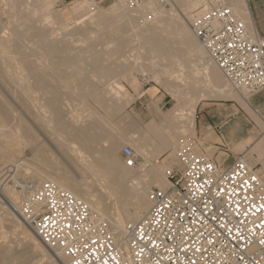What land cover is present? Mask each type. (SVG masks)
Listing matches in <instances>:
<instances>
[{"label":"bare ground","instance_id":"6f19581e","mask_svg":"<svg viewBox=\"0 0 264 264\" xmlns=\"http://www.w3.org/2000/svg\"><path fill=\"white\" fill-rule=\"evenodd\" d=\"M222 1L227 6L229 5L230 7H228L235 14L237 6L235 0H229L228 4L225 0ZM205 3L206 0H170L168 9L156 5L151 7L155 17L149 19L143 10L130 11L124 8L123 0H118L106 10L93 8L92 4L85 0L83 9L75 18L76 24L70 29L67 26H60L59 29L64 30L65 35L62 40H56V38L53 39L52 32L42 36L34 35L44 29L43 22L48 21L50 15L42 16L39 11L32 13L28 9V0H0V81L16 83L18 90L14 92L26 101H30V104L33 103L31 106L36 112L40 109L44 110L45 105L36 106L32 95L46 86V81L59 80L60 88L76 97L78 88L70 83L71 80L74 81L85 71H90L99 62H104L105 65H111V67L95 73L90 71L87 74L95 78L96 82L91 83L88 79L90 84L85 87V92H82L85 94L80 96L82 100L95 93L104 92L112 97L110 100L116 102H110L107 107L108 112L109 110L110 112L111 110L122 111L123 106L120 103L123 100L132 101L134 96L125 90L119 79L125 76L132 77L129 83L134 93H137L140 84L133 77V73L138 71L144 76L145 74L152 75L154 80L161 82L168 94L176 101V104L165 113L156 107L159 121L153 120L147 125L146 130L140 127L136 131V141L131 146L141 156L143 164L135 170L129 169L119 158V148L121 149L120 146H122L120 140L114 141L96 152L97 156L95 155L94 159L89 150L77 145L71 133L69 134L67 131L68 129L65 130L62 125L58 124V121L55 123L56 119L50 117V114L46 117V112L44 114L36 113V120L55 136L66 157L76 159L84 175L79 179H74L66 172L67 170L52 166L50 167L51 171L47 172L17 160L6 166L11 169L15 178L18 177L19 169H22L23 172L30 169L36 176L31 177V188L38 187L41 182L49 181L69 191L77 199L84 201L101 219L107 221L116 238L122 236L126 224L140 220L150 207L147 199L149 190L152 188L165 190L169 186L164 174L166 170L157 162L158 156L167 150L175 153L177 142L192 135L196 106L200 101L232 97L228 85L235 90L207 57L186 20L192 11L206 10L210 4L215 3V0H211L208 5L203 7ZM54 15L56 18L53 20L60 25L62 18L59 13ZM86 24H95L98 31L101 30L100 32L104 36L101 37L104 38L101 44L103 49L97 48L98 45H95V42L98 44L99 39L87 28ZM99 42L102 41L99 40ZM77 43L79 44L77 45ZM29 44L33 45L31 49ZM14 56L21 59V66L14 63ZM114 62L116 63L114 64ZM55 91L54 93L58 94ZM62 92L61 94H63ZM242 92L246 97L247 93ZM96 95L94 97H97ZM59 99L61 100V98ZM99 99L102 100L100 97ZM99 99L97 98V100ZM26 101L21 104L25 109L30 110L28 107L30 105ZM50 103L52 104L51 101ZM72 103L74 104L73 101ZM242 104L249 110L255 121L264 128V119L250 111L246 100ZM72 106L74 105L66 104V108ZM85 111L92 114V111L87 107H85ZM5 123L13 124L22 130L24 141L33 140L30 129L25 126L21 118H11L3 108L0 109V139H15L2 130ZM72 131L76 132L77 129L75 131L72 128ZM84 135L87 138L86 134ZM81 140L78 139L79 142ZM17 152L15 148L2 150L0 151V160L8 155L11 161L12 156ZM241 160L249 166L245 160ZM26 174L28 175L29 172ZM256 174L258 175V172ZM20 200L21 194L12 187L5 185L2 188L0 186V222L9 215L13 217L14 223L18 227L21 228L25 225L12 208L13 206L17 209ZM4 223L6 222L2 224ZM17 232L19 231L17 230ZM32 234L30 240L40 247L52 264L66 263L58 252L50 250L34 233ZM3 237L1 234L0 239ZM2 243L4 242L2 241ZM5 245L1 246L5 247Z\"/></svg>","mask_w":264,"mask_h":264},{"label":"built area","instance_id":"2783aa9c","mask_svg":"<svg viewBox=\"0 0 264 264\" xmlns=\"http://www.w3.org/2000/svg\"><path fill=\"white\" fill-rule=\"evenodd\" d=\"M88 1L97 8L117 0ZM169 4L123 0L124 8L143 10L149 19L155 17L151 7ZM189 27L235 90L264 94V38L250 35L222 0L194 11ZM196 146L177 142L178 167L164 173L169 186L149 190V210L126 224L120 238L84 201L52 182L31 188L5 167L0 186L21 194L13 210L65 264H264V179L240 158L224 168ZM121 154L135 170L133 150L123 146Z\"/></svg>","mask_w":264,"mask_h":264},{"label":"rangeland","instance_id":"374dc122","mask_svg":"<svg viewBox=\"0 0 264 264\" xmlns=\"http://www.w3.org/2000/svg\"><path fill=\"white\" fill-rule=\"evenodd\" d=\"M84 1L85 0H28V9L32 13H37L39 11L40 15L42 14V16L50 15L49 20L46 22L44 21L45 23L43 22L44 29L42 31L39 30L34 35L42 36V35L52 32L54 35L52 36L53 39L56 38V40H62L63 36L65 35L64 34L65 31L59 29L60 26H67V28L70 29L76 24L77 21L75 18L78 14H80L81 10L83 9ZM116 2H118V0L115 2L105 3L102 6H98L97 8L106 10L110 6L115 4ZM210 2L211 0L206 1L203 7L208 5ZM168 8H170V4L168 7H166V9ZM130 11H133V10H130ZM192 12L189 14V17L186 18L188 25H190L189 21H190ZM57 13H59L60 17L62 18V23L60 25L57 21L53 20V18H56L54 14H57ZM87 28H89V30L92 31L94 35H96V38L102 41V42H99V40L97 39L98 44H96L95 42V45H98L97 48L103 49V45L101 44L103 43L104 38H101V37H104V36H102L103 33L100 32L101 30L98 31V28L96 27L95 24H92V25L88 24ZM78 44L79 43H77V45ZM29 45H30L29 48L31 49L33 45L32 44H29ZM20 60L21 59H19L18 56H14L13 61L14 63H16L17 66H21ZM115 63L116 62H114V64ZM109 66L111 67V65ZM109 66L105 65L104 62H99V64H97L96 67L91 68L90 71H93V73H95L96 71L100 72L103 69H107ZM59 69H62V68H59ZM90 71L89 70L85 71V73L82 76H80L79 78H75L74 81L71 80L70 82V83H73L78 88L76 92L78 94V96H76L77 98L73 97V95L61 89L60 88L61 82L59 80L57 81V79L55 80L52 79L50 81H46L48 84L45 83L46 86L41 88V90L36 91L32 95V100L36 106L39 107V105L40 106L45 105V109L44 110L40 109V111L38 112H36L35 109L32 108L31 105H33V103L30 104V101H26V99H23L20 95H18V93L14 92L15 90H18V86L16 83L12 81H9L6 83L3 81H0V107L3 108L5 112L9 113L11 118H17V119L21 118L25 126L28 129H30L31 135L33 136L32 141H24V139L22 138V135H23L22 130L16 128L13 124H10V125H8V123L4 124L5 127L2 129L4 133H7L9 136L15 137V139L13 138L10 140V138L8 139L1 138L0 139V151L5 150V149L9 150L10 148H15L18 152L17 154L12 156L11 161H10V156L8 155H5L4 158L0 160V171L4 169L6 166L11 165L13 162L20 160V161L25 162V164L29 165L30 167H35L41 170L44 169L47 172L51 171L50 167L52 166H55L56 168H60L65 171L67 170L66 172L74 179H79L81 176L84 175V172L79 167V164L76 161V159L70 158L69 156L66 157L65 154L62 152L61 147L59 143L57 142L55 136L52 133H50L45 128L44 125H42L36 120V116H35L36 113L44 114V112H46L47 113L46 117L50 114V117H53L54 120L56 119L55 123L59 122L58 124L62 125L65 128V130L68 129L67 131L69 132V134L71 133V136L74 138V142L77 145L79 144V146H81L82 148L85 147L86 149H88L89 152L92 154L93 158L95 159L97 156L96 152H99V150H101L103 147L109 146L111 143L117 140L121 141V145H122L120 146L121 149L123 146H129L131 148L132 147L131 145H133V143L135 144V141H136V131L140 127L141 128L143 127L142 122L144 121L145 117H147L146 119H148V117L150 116L151 117L157 116L156 107H158L162 112L165 113L172 106L176 104V101H174L173 98L168 94L164 85L161 82L154 80L152 75L145 74L144 76V74H141L138 71H134L133 77H135L136 80L140 84L139 92L134 93V90L129 83L132 77L125 76L124 78H120L119 82L123 83L122 86L125 88L126 91H128L132 96H134L135 100H132V101L123 100L120 103V105L122 104L123 106L122 111L116 112L114 110H111L110 112L109 110L108 112L107 107H109L108 105L110 104V102L111 101L112 103H116V102H114L113 100H110L112 97L108 96L106 93L104 92L95 93L97 94L96 95L97 97H94L95 95L94 94L92 96L85 97L84 100H82L80 97V96L85 95L83 94L85 92V87L88 84H90L88 79H90L91 83L96 82L95 78L87 75ZM49 84L53 86H50ZM82 84H83V87H81ZM47 85H49L48 87L49 89L47 88ZM228 89L230 90L231 93L233 92L229 85H228ZM55 90L58 92V94L54 93ZM62 90L64 91V93L62 92ZM61 92L63 94H61ZM238 92H240L242 95L244 94L242 91H238ZM234 93H237V90H234ZM245 95L248 97V100L252 103L254 107L256 108L260 107L261 109H263L262 112L264 113V94L263 93L255 94V95H250V94H245ZM98 96L102 100H100ZM39 97L41 98L39 99ZM89 97H92V98H89ZM59 98H61V100ZM97 98L99 100H97ZM214 99H217V98H212V100L203 101L197 106V108L199 107L198 109H196V116H195L197 128L200 125V122L204 120L207 127L208 126L211 127L214 132H217V134L220 135L223 133L222 132L224 130L223 127L226 122H230V120H233V118H239L242 120L244 130H252V129L257 130L256 126L248 118L247 114L234 101L214 100ZM34 100L36 101V103ZM25 101L28 105H30L28 106L30 107V110L33 109L32 111L25 109L23 104H21V102L23 103ZM50 101L52 102V104L50 103ZM72 101L74 102V104L72 103ZM67 103H70L71 105H74V106L70 108L68 107L66 108ZM85 107L89 108L92 111V114H88L85 111ZM221 113L223 115H227L228 117L225 119L224 116L222 117L219 116ZM70 127H72L73 130L75 131L77 129V131L73 132L72 128ZM80 129H81V132H80ZM82 133L86 134L87 138ZM78 139L80 140L82 139L81 140L82 142L81 141L79 142ZM184 139H188L191 141L194 140L197 145L195 147L196 152L202 153V151L199 148L200 147L199 145L201 144H200L199 139L196 137V135H188ZM220 142L221 140L218 143ZM121 149L119 148L118 156L122 160V162L125 163L124 158L121 154ZM131 149L133 150L134 155L137 157V163H138L137 167H140V165L143 164V161H142L143 159L141 158V156H139L134 151L133 147ZM225 149L227 150L229 149V147L226 146ZM229 151L233 152L236 158L241 157V155H239L238 153H235L233 149L230 148ZM205 155L209 158H212V155L209 153L208 154L206 153ZM159 165L162 166L164 170L178 167V164L174 160L168 157V153L162 155L159 158ZM257 169L261 170L260 176L264 178V167L257 165L255 166V170ZM28 172L29 174L25 175V173H28ZM34 174L35 173L32 172L30 169L25 170V172H23L22 169H19L18 177L16 176L17 178H15V176L13 175V179H18L22 182L24 181V182L30 183L31 182L30 180L32 179L31 177H36ZM42 183L43 182H41V184ZM8 221L12 223H9ZM3 222H6V223L2 224ZM16 229L19 232H17ZM0 231H1L0 236L2 234L5 237V238L3 237L2 239H0V264H52L50 260L45 257V254L41 251L40 247L36 243L30 240L31 239L30 236L32 234L31 230L26 225H24L21 228L18 227L17 224L14 223V219L12 216L10 217L8 215L4 217V219L0 222ZM7 236L8 238H6ZM2 241L4 242L2 244H6L5 247L1 246Z\"/></svg>","mask_w":264,"mask_h":264},{"label":"crops","instance_id":"0c3cea01","mask_svg":"<svg viewBox=\"0 0 264 264\" xmlns=\"http://www.w3.org/2000/svg\"><path fill=\"white\" fill-rule=\"evenodd\" d=\"M225 1L228 2L227 0ZM235 3H237L235 14L241 21L244 22L249 34L259 38H264V0H235ZM232 91V97L214 100L234 101L247 114L248 118L254 123L257 130H244L242 120L239 118H233V120L224 124L223 133L218 135L211 127L206 126L204 120L200 122V125L197 128L196 120L194 119V129L192 135H196L199 139L201 145L198 147L202 151V154H211L212 159L217 163L219 162L218 165H222L224 168L230 166L236 159L235 154L229 151L230 148L233 149L235 153L241 155L239 158L245 160L249 164L250 168H255L257 165L264 167V128L260 125V123L255 121V119L250 115L249 110L243 106L242 102L246 100L249 104L250 111L255 113L258 117L264 119V113L262 112L263 109L260 107H254L248 100L247 96L244 97L239 92L234 93L233 89ZM206 100L212 99H204L200 101L197 106ZM197 106L196 109L199 108H197ZM219 116H224L225 119L228 117L222 113ZM146 118L147 117H145L142 122V128L144 130H146L147 125L153 120L159 121L157 116H150L148 119ZM219 139L221 140L220 143H218L220 141ZM226 146L229 147V149L226 150ZM166 153H168L169 158L178 164L176 153H173L170 150H167L158 156V163L159 158ZM257 172L258 176H260L261 170L257 169L256 173Z\"/></svg>","mask_w":264,"mask_h":264}]
</instances>
